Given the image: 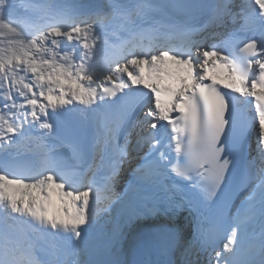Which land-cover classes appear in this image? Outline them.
<instances>
[{
    "label": "snow or ice",
    "instance_id": "6c2138e0",
    "mask_svg": "<svg viewBox=\"0 0 264 264\" xmlns=\"http://www.w3.org/2000/svg\"><path fill=\"white\" fill-rule=\"evenodd\" d=\"M0 264H264V0H0Z\"/></svg>",
    "mask_w": 264,
    "mask_h": 264
},
{
    "label": "bare ground",
    "instance_id": "6f19581e",
    "mask_svg": "<svg viewBox=\"0 0 264 264\" xmlns=\"http://www.w3.org/2000/svg\"><path fill=\"white\" fill-rule=\"evenodd\" d=\"M73 3H76L78 5H83L85 8H87L88 6H91V5H94L96 4L97 0H72ZM221 41L220 40H217V41H211L209 42L208 44L205 45V47H211L212 43H220ZM129 168V165L127 163H125V169ZM125 175V172L122 173V176ZM121 176V177H122ZM115 190L118 191L119 190V187L116 185L115 187ZM150 259H155V257H151Z\"/></svg>",
    "mask_w": 264,
    "mask_h": 264
}]
</instances>
